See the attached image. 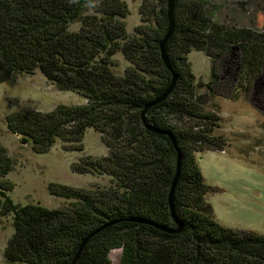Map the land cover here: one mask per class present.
I'll return each instance as SVG.
<instances>
[{
  "label": "trees",
  "instance_id": "trees-1",
  "mask_svg": "<svg viewBox=\"0 0 264 264\" xmlns=\"http://www.w3.org/2000/svg\"><path fill=\"white\" fill-rule=\"evenodd\" d=\"M156 1L144 0V24L132 37L123 0H0V83L40 71L58 90L87 100L85 106L59 105L51 112H14L7 119L9 130L44 154L58 139L83 151L87 130L95 129L109 154L82 157L73 170L112 178L109 187L95 189L50 184L53 196L72 201L63 209L18 206L7 195L14 186L5 180L13 160L0 142V211L14 215L8 262L73 264L87 238L115 223L88 242L76 264H111L116 249L122 250L120 264H264V236L223 226L206 199L216 189L206 183L196 154L224 150L225 141L210 135L218 117L202 110L188 59L201 52L217 62L238 41L248 55L247 45L256 36L213 24L202 0H176L175 32L166 49L177 85L145 119L170 132L182 152L174 203L183 230L173 234L153 225L178 229L169 201L178 151L168 135L149 130L142 117L173 80L161 54L168 0ZM75 24L80 29L71 31ZM119 53L131 63L123 76L113 71ZM212 77L209 89L219 81L215 64Z\"/></svg>",
  "mask_w": 264,
  "mask_h": 264
},
{
  "label": "rangeland",
  "instance_id": "rangeland-1",
  "mask_svg": "<svg viewBox=\"0 0 264 264\" xmlns=\"http://www.w3.org/2000/svg\"><path fill=\"white\" fill-rule=\"evenodd\" d=\"M123 1L130 11L126 20L128 34L137 36V27L144 24L140 12L144 0ZM201 4L213 24L235 33L251 31L256 36L248 45L244 43L248 55L238 41L217 62L201 52L188 56L196 77L194 93L202 99V110L218 117L210 135L225 141L224 150L196 154L206 183L216 189L206 199L213 207L215 219L223 226L264 236V0H202ZM79 29L80 24L70 28ZM113 60L114 73L125 75L131 63L121 53ZM214 64L219 81L209 89L207 85L214 81ZM86 104L82 95L58 90L40 71L16 75L0 83V142L14 164L5 180L14 186L7 195L15 205L66 208L72 201L53 196L49 190L52 183L83 189L110 186L109 176L82 175L73 170L82 157L109 154L95 129L87 130L81 143L83 151L76 150V144L58 139L48 153L38 154L32 143L12 133L7 125L14 112H51L59 105ZM13 219V214L4 216L0 211V264H25L11 263L5 258L14 234ZM121 257V249L112 251L111 264H120Z\"/></svg>",
  "mask_w": 264,
  "mask_h": 264
},
{
  "label": "water",
  "instance_id": "water-1",
  "mask_svg": "<svg viewBox=\"0 0 264 264\" xmlns=\"http://www.w3.org/2000/svg\"><path fill=\"white\" fill-rule=\"evenodd\" d=\"M175 7H176V0H168V19H169V27H168V31H167V34L161 44V54H162V59H163V62L165 64V66L167 67V69L172 73L173 75V80H172V83L170 85V87L166 90V92L161 95L159 98H157L156 100L152 101L151 103H149L143 113H142V117L145 121V125L146 127L155 132V133H158V134H166L168 135L170 138H171V141L172 143L174 144L175 148L177 149L178 151V167H177V173H176V177L174 179V182H173V186H172V191H171V194H170V208H171V212H172V215L174 217V219L176 220L177 224H178V229L176 230H173V229H169V228H166V227H163V226H160V225H156V224H153L155 227H157L158 229L164 231V232H167V233H175V234H178L180 233L182 230H183V224L178 221V219L176 218V215H175V203H174V196H175V192H176V188H177V185H178V182L180 180V176H181V169H182V162H183V156H182V152L180 151V149L178 148V144H177V141L175 139V137L170 133V132H165V131H161L151 125H149L147 122H146V115L148 113V111L165 102L169 96L173 93V91L175 90L176 88V85H177V81H178V76L176 74V72L174 71L173 67H172V64L170 62V58L168 56V53H167V43L168 41L172 38V36L174 35V32H175V27H176V23H175ZM112 224H115V223H110L109 225L103 227L102 229H99L98 231L94 232L89 238H87L81 245L80 247V250H79V253L77 254L76 258L74 259V262L73 264H76L79 257L81 256L84 248L86 247V245L88 244V242L94 237L96 236L98 233H100L101 231H103L104 229L108 228L109 226H111Z\"/></svg>",
  "mask_w": 264,
  "mask_h": 264
}]
</instances>
